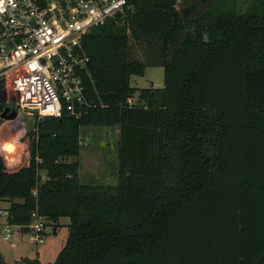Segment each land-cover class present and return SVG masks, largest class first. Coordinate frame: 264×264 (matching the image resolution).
I'll list each match as a JSON object with an SVG mask.
<instances>
[{"label":"trees","instance_id":"1","mask_svg":"<svg viewBox=\"0 0 264 264\" xmlns=\"http://www.w3.org/2000/svg\"><path fill=\"white\" fill-rule=\"evenodd\" d=\"M214 4L136 0L93 29L91 107L39 119L19 165L0 157L8 225L28 232L37 213L57 234L70 220L48 264H264V15L207 22ZM150 67L164 87H133ZM90 124L120 126L117 186L83 184L78 162H58L79 156Z\"/></svg>","mask_w":264,"mask_h":264},{"label":"built area","instance_id":"2","mask_svg":"<svg viewBox=\"0 0 264 264\" xmlns=\"http://www.w3.org/2000/svg\"><path fill=\"white\" fill-rule=\"evenodd\" d=\"M136 0H0V103L24 126L28 116L79 118L91 107L83 72L90 63L85 37ZM39 243L47 221L32 214ZM8 225L3 240L10 241Z\"/></svg>","mask_w":264,"mask_h":264},{"label":"rangeland","instance_id":"3","mask_svg":"<svg viewBox=\"0 0 264 264\" xmlns=\"http://www.w3.org/2000/svg\"><path fill=\"white\" fill-rule=\"evenodd\" d=\"M215 4L208 15L207 22L218 17L225 18H247L252 14L264 15V0H214ZM206 43L215 41L214 35L206 30L205 24L200 28ZM165 70L163 67H150L142 77H132L131 84L137 89L162 88L164 87ZM137 100H133L135 104ZM39 118L36 113L28 116L24 126H18L11 121H3L0 124V146H4V153L11 154L13 159L21 161L26 151L27 144L24 142L26 133L37 124ZM80 154L75 158H58V162H78V174L81 183L94 186H117L119 181L120 163L118 158V147L120 141V126L90 124L81 128ZM16 144V146H15ZM16 165V164H15ZM19 165V164H18ZM13 167V166H10ZM42 174L46 172L42 170ZM7 217L0 214V230L7 227ZM70 220L62 218L61 227L55 235L54 227L47 225V234L44 243L40 244L36 236L30 232L26 235L20 234L16 229L11 242H0V248L11 255L9 262H12L15 255L11 247L17 245L24 237V244L20 246L29 259H37L43 264L56 261L59 253L66 245L69 236ZM14 254V255H13Z\"/></svg>","mask_w":264,"mask_h":264},{"label":"crops","instance_id":"4","mask_svg":"<svg viewBox=\"0 0 264 264\" xmlns=\"http://www.w3.org/2000/svg\"><path fill=\"white\" fill-rule=\"evenodd\" d=\"M15 146H16V144H15ZM0 157H2L4 160H5V163L7 164V166H17L18 164H20L21 163V161H18V159H13V157H11V154H6V152L4 153V146H0ZM16 164V165H15ZM10 205H11V202H9L8 200H4V201H2L1 203H0V208H1V212H0V214L1 213H3V215H5V217H7V210L9 209V207H10ZM7 221V220H6ZM7 227H8V222H7ZM7 227H5V228H3L2 230H0V242H11V240L14 238V230H13V235H12V238H11V240L10 241H4L3 240V236H4V233H5V230H6V228ZM13 229H16V230H18L19 232H20V234H22V235H26V234H28V233H30L31 232V230H29L28 232H24L23 230H22V228H20V227H13ZM57 232H58V230H57ZM56 235V234H55ZM24 237H22L21 238V241L17 244V245H15V243L14 244H12V248H13V250H16L15 252H14V256H13V259L14 260H12V262H9V257L11 256V255H9V254H7L6 252H4L1 248H0V255H1V257H2V259H3V262L5 263V264H19V263H21L24 259H29V258H27L25 255V252L23 251V250H21V248H20V246L22 245V244H24ZM39 243V242H38ZM44 243V242H43ZM43 243H40V244H43ZM31 260H33V259H31Z\"/></svg>","mask_w":264,"mask_h":264},{"label":"water","instance_id":"5","mask_svg":"<svg viewBox=\"0 0 264 264\" xmlns=\"http://www.w3.org/2000/svg\"><path fill=\"white\" fill-rule=\"evenodd\" d=\"M15 114L14 113H10L8 114V109H6L3 114H2V119L3 120H7V121H14L15 120Z\"/></svg>","mask_w":264,"mask_h":264}]
</instances>
